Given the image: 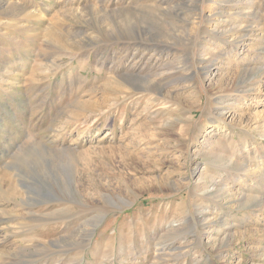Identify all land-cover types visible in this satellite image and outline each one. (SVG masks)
Instances as JSON below:
<instances>
[{"label":"rangeland","instance_id":"374dc122","mask_svg":"<svg viewBox=\"0 0 264 264\" xmlns=\"http://www.w3.org/2000/svg\"><path fill=\"white\" fill-rule=\"evenodd\" d=\"M0 264H264V0H0Z\"/></svg>","mask_w":264,"mask_h":264},{"label":"bare ground","instance_id":"6f19581e","mask_svg":"<svg viewBox=\"0 0 264 264\" xmlns=\"http://www.w3.org/2000/svg\"><path fill=\"white\" fill-rule=\"evenodd\" d=\"M160 10V9H159ZM158 10V11H159ZM163 10V9H162ZM162 10H160V11H162ZM164 12V11H163ZM132 54H134V53H132ZM138 59V58H137ZM137 79H140V78H137ZM126 81H127V79H126ZM132 82V81H131ZM149 85H153V83H151V84H149Z\"/></svg>","mask_w":264,"mask_h":264}]
</instances>
